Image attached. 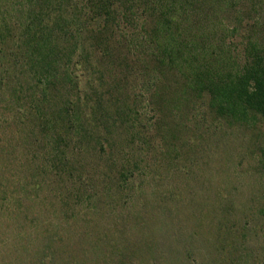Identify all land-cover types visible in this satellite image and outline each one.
Segmentation results:
<instances>
[{
  "label": "rangeland",
  "instance_id": "rangeland-1",
  "mask_svg": "<svg viewBox=\"0 0 264 264\" xmlns=\"http://www.w3.org/2000/svg\"><path fill=\"white\" fill-rule=\"evenodd\" d=\"M253 17L246 3L218 15L235 56L249 34L264 38ZM18 79L0 87V264H169L172 257L199 264L208 255L210 263L217 223L242 220L263 202L264 173L254 171L252 148L237 144L236 132L234 144L214 142V120L199 118L203 101L170 102L156 112L137 101L135 139L96 118L82 135L44 128L45 110L39 117L23 96L25 84L12 97ZM189 162L196 173L186 172ZM205 163L212 173H204ZM207 183L221 191L223 209L212 194L203 204Z\"/></svg>",
  "mask_w": 264,
  "mask_h": 264
},
{
  "label": "trees",
  "instance_id": "trees-1",
  "mask_svg": "<svg viewBox=\"0 0 264 264\" xmlns=\"http://www.w3.org/2000/svg\"><path fill=\"white\" fill-rule=\"evenodd\" d=\"M244 3L264 29V0H0V87L21 77L12 97L25 84L23 96L38 116L45 110L44 128L84 135L96 118L107 131L126 128L131 139L140 134L131 116L137 101L156 112L170 102L193 107L201 100L206 112L199 118L214 120L208 123L217 128L214 142L234 144L236 132L237 144L252 148L255 173L263 174L264 38L249 34L235 56L218 21ZM222 153L228 162L232 152ZM192 168L189 162L186 172L196 173ZM204 185L203 204L212 194L223 209L221 191ZM262 197L242 220L217 223L216 259L208 263V255L199 264H264ZM169 264L185 263L172 257Z\"/></svg>",
  "mask_w": 264,
  "mask_h": 264
}]
</instances>
